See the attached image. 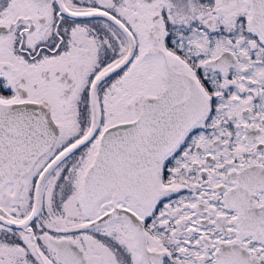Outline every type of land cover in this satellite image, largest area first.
Listing matches in <instances>:
<instances>
[{
    "label": "snow or ice",
    "instance_id": "snow-or-ice-1",
    "mask_svg": "<svg viewBox=\"0 0 264 264\" xmlns=\"http://www.w3.org/2000/svg\"><path fill=\"white\" fill-rule=\"evenodd\" d=\"M0 264H264V0H0Z\"/></svg>",
    "mask_w": 264,
    "mask_h": 264
}]
</instances>
